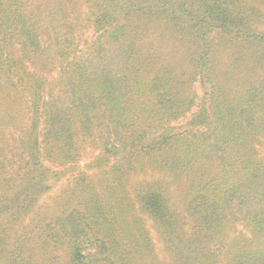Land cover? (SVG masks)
<instances>
[{"label":"trees","instance_id":"trees-1","mask_svg":"<svg viewBox=\"0 0 264 264\" xmlns=\"http://www.w3.org/2000/svg\"><path fill=\"white\" fill-rule=\"evenodd\" d=\"M0 264H264V0H0Z\"/></svg>","mask_w":264,"mask_h":264},{"label":"rangeland","instance_id":"rangeland-1","mask_svg":"<svg viewBox=\"0 0 264 264\" xmlns=\"http://www.w3.org/2000/svg\"><path fill=\"white\" fill-rule=\"evenodd\" d=\"M197 87H199V84H197ZM56 193H54V194H49L48 195V197L46 198V199H44V202L46 203V204H49L50 202H51V198L55 195Z\"/></svg>","mask_w":264,"mask_h":264}]
</instances>
